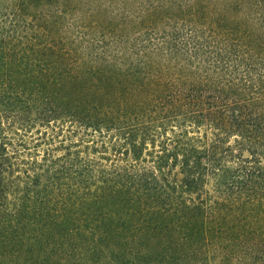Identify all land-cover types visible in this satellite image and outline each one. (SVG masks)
I'll return each instance as SVG.
<instances>
[{
  "label": "trees",
  "instance_id": "16d2710c",
  "mask_svg": "<svg viewBox=\"0 0 264 264\" xmlns=\"http://www.w3.org/2000/svg\"><path fill=\"white\" fill-rule=\"evenodd\" d=\"M0 264H264V0H0Z\"/></svg>",
  "mask_w": 264,
  "mask_h": 264
},
{
  "label": "rangeland",
  "instance_id": "374dc122",
  "mask_svg": "<svg viewBox=\"0 0 264 264\" xmlns=\"http://www.w3.org/2000/svg\"><path fill=\"white\" fill-rule=\"evenodd\" d=\"M246 156H248V154H246Z\"/></svg>",
  "mask_w": 264,
  "mask_h": 264
}]
</instances>
